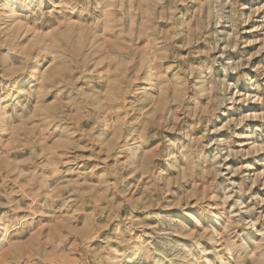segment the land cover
I'll return each instance as SVG.
<instances>
[{"label":"clouds","instance_id":"1","mask_svg":"<svg viewBox=\"0 0 264 264\" xmlns=\"http://www.w3.org/2000/svg\"><path fill=\"white\" fill-rule=\"evenodd\" d=\"M257 17L0 0V264H264Z\"/></svg>","mask_w":264,"mask_h":264},{"label":"rangeland","instance_id":"2","mask_svg":"<svg viewBox=\"0 0 264 264\" xmlns=\"http://www.w3.org/2000/svg\"><path fill=\"white\" fill-rule=\"evenodd\" d=\"M261 23H264V21H262L260 17H257L256 21L251 22L250 25L248 26V30L244 33L245 38H247L250 41L248 44L250 55L253 52L257 51L259 48L258 44L252 43L251 41H256L264 37V32L258 31ZM252 64L256 67H264V52H261L259 55L253 56ZM251 74L255 76L256 73L253 71ZM243 89H244V85H242L241 91H243ZM254 191H256V189H254ZM260 191L262 194H264V189H261Z\"/></svg>","mask_w":264,"mask_h":264}]
</instances>
